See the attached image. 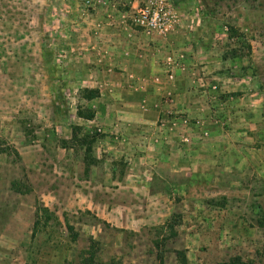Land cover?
<instances>
[{"label":"rangeland","instance_id":"374dc122","mask_svg":"<svg viewBox=\"0 0 264 264\" xmlns=\"http://www.w3.org/2000/svg\"><path fill=\"white\" fill-rule=\"evenodd\" d=\"M159 2L0 0V264H79L91 246L104 263L159 264L162 254L181 264L183 251L188 264H264V0H164L170 21L147 32L138 9ZM111 23L150 42L182 28L180 41L226 74L227 83L202 75L201 90L213 119L229 104L249 123L242 170L209 159L203 175L188 173V147L177 140L186 119L198 121L189 114L161 117L175 127L163 142L154 127L152 139L128 144L122 94L81 97L113 68ZM169 58L165 74L175 75ZM79 108L95 119L79 118ZM74 134L99 135L91 153Z\"/></svg>","mask_w":264,"mask_h":264},{"label":"crops","instance_id":"0c3cea01","mask_svg":"<svg viewBox=\"0 0 264 264\" xmlns=\"http://www.w3.org/2000/svg\"><path fill=\"white\" fill-rule=\"evenodd\" d=\"M111 24L114 38L108 45L118 48L119 53L113 54V58L110 59L113 68H110L108 79L100 82V86L89 87L98 88L101 95H104L103 89L112 90L113 94H122L121 111L125 114L123 116L125 120L119 128L124 130L122 136L126 142L128 144L141 142L145 139L143 136H147L149 140L152 139L153 136L151 137L150 133L154 127L157 128L159 140L163 142L162 137L168 136L167 132L175 127L168 122L159 125V120L167 111L182 112L198 120L189 122L186 119L187 126H190L186 131L188 136L186 135L184 140L183 138L177 140L188 147L185 151H180L182 156L191 159L193 163L192 167L189 164L185 165L188 173L203 175L209 159L224 160V162L227 160L231 168L242 170L249 159L246 149H243L240 143L251 136L250 130L247 129L250 126L249 123H242L241 120L236 119L233 115L234 108L229 104L222 106L220 121L213 119L212 109L207 103V92L201 90V87L205 85L204 82L207 81V78H202V75L207 76L211 73L213 79L226 81V74L215 72V69L209 67L206 55L199 54L200 51L193 45L183 44L180 41L179 35L183 32L182 28L176 35L162 37L164 33L159 34L150 42L151 38L147 39L144 34L134 30V33H131L132 38H129V34L121 26ZM190 45L191 50L185 48ZM178 49L185 50V53L180 55L184 57L183 59L179 58ZM125 52H128L127 57L124 56ZM167 56H171L169 58L171 66L174 61L177 62L175 75H172V72L165 74ZM170 78L172 80H169ZM192 83L196 85L195 88ZM168 94L172 98L164 99L163 97H167ZM141 96L143 103L139 102ZM111 103L117 104L115 100ZM140 108L148 112L143 113ZM237 112L241 111L237 108ZM184 141L192 145L189 146L188 143H183ZM166 154V152L163 153L164 156Z\"/></svg>","mask_w":264,"mask_h":264},{"label":"trees","instance_id":"16d2710c","mask_svg":"<svg viewBox=\"0 0 264 264\" xmlns=\"http://www.w3.org/2000/svg\"><path fill=\"white\" fill-rule=\"evenodd\" d=\"M81 97L85 99L86 101H93L95 99H98L101 97V92L97 88H85L81 90ZM79 118L85 119L87 121H92L96 117L95 110L91 108H86L82 110L79 108L77 112ZM99 135H85L83 138L78 137L76 134H74L73 139L77 141H84L88 144V148L86 149V153L92 152L93 144L98 140ZM88 159V157H87ZM259 225L264 228V217L259 220ZM173 226H171L172 228ZM92 246L85 255L82 257L81 262L79 264H116L114 261H110L108 263H104L103 261L98 260L96 257L94 251H92ZM177 257L181 264H188V258L183 251H177ZM69 264V263H67ZM159 264H166L164 256L161 254L159 255ZM223 264H248L245 262L241 257H234L231 258L229 261L223 263Z\"/></svg>","mask_w":264,"mask_h":264},{"label":"built area","instance_id":"2783aa9c","mask_svg":"<svg viewBox=\"0 0 264 264\" xmlns=\"http://www.w3.org/2000/svg\"><path fill=\"white\" fill-rule=\"evenodd\" d=\"M164 0L158 3L155 9L139 8L135 20L147 29V32L163 31L170 21V13L164 5Z\"/></svg>","mask_w":264,"mask_h":264}]
</instances>
